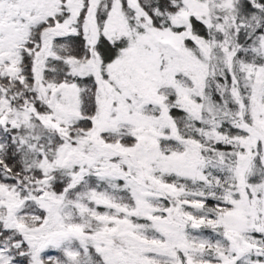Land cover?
Returning a JSON list of instances; mask_svg holds the SVG:
<instances>
[{"label": "snow or ice", "instance_id": "snow-or-ice-1", "mask_svg": "<svg viewBox=\"0 0 264 264\" xmlns=\"http://www.w3.org/2000/svg\"><path fill=\"white\" fill-rule=\"evenodd\" d=\"M0 264H264V0H0Z\"/></svg>", "mask_w": 264, "mask_h": 264}]
</instances>
